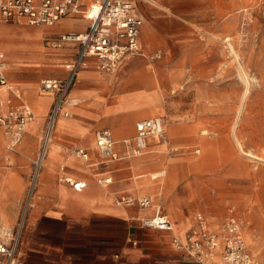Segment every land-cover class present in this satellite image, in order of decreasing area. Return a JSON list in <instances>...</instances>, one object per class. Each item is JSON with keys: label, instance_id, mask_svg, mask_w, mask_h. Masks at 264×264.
I'll return each mask as SVG.
<instances>
[{"label": "crops", "instance_id": "crops-1", "mask_svg": "<svg viewBox=\"0 0 264 264\" xmlns=\"http://www.w3.org/2000/svg\"><path fill=\"white\" fill-rule=\"evenodd\" d=\"M141 1L138 6L146 21ZM145 21L140 34L143 50ZM87 26L83 12L51 25L27 20L0 21V52L8 64V80L16 87V91H0V96L7 106L29 105L37 115L35 121L28 123L14 150H7L1 164L11 168L3 172L6 189H1L12 199L26 188L30 205L16 224L0 227L19 232L18 251L23 264H201L175 246L174 235L183 237L188 228L176 223L162 204L152 198L153 203L146 209L122 201L152 196L146 193L157 190L158 182L138 186L137 176L139 180L147 178L141 179L144 173H135V168L159 153L156 146L161 140L151 138L144 156L132 159L107 161L97 147L94 149L99 129L109 128L116 140V150L124 152V140L136 134L138 121L160 116L165 123L164 117L158 115L164 112L148 101V96H157L162 79L156 78L150 63L136 55L125 58L115 72L99 68L94 56L85 59L68 92L65 105L68 114L62 112L56 118L53 135L56 146L53 150L49 147L28 196L40 145L39 133L56 99L54 93L41 92L38 86L43 78H66L68 64L79 51L76 43L48 46L43 40L63 32L83 31ZM1 135L5 136L0 129V153ZM78 148L87 150V160L76 153ZM89 148L94 149L93 161ZM68 177L86 182L85 187L76 190L67 182ZM101 178L111 180L100 182ZM159 211L173 222V231L142 224V217ZM198 212L209 221L205 212Z\"/></svg>", "mask_w": 264, "mask_h": 264}, {"label": "rangeland", "instance_id": "rangeland-1", "mask_svg": "<svg viewBox=\"0 0 264 264\" xmlns=\"http://www.w3.org/2000/svg\"><path fill=\"white\" fill-rule=\"evenodd\" d=\"M141 7L144 53L136 56L162 79L161 92L148 101L164 112L158 115L166 132L159 153L135 168L147 178L137 176L136 184L158 182L146 195L185 229L203 211L211 228L220 230L234 205L246 221L254 261L264 264V0H142ZM59 38L43 41L54 46ZM0 129V225L13 226L27 194L23 188L11 199L2 190L3 172L11 168L1 167L8 136Z\"/></svg>", "mask_w": 264, "mask_h": 264}, {"label": "built area", "instance_id": "built-area-1", "mask_svg": "<svg viewBox=\"0 0 264 264\" xmlns=\"http://www.w3.org/2000/svg\"><path fill=\"white\" fill-rule=\"evenodd\" d=\"M140 0H0V21L27 20L32 24L51 25L63 17L83 12L88 19L87 29L83 31L63 32L56 46L66 42L76 43L79 51L76 58L68 64L69 75L66 78H43L38 86L41 92H52L56 99L49 118L42 130L37 157L34 161L32 193L40 169L48 153L54 135L57 116L68 114L65 105L68 92L80 67L88 56L98 60V66L106 72H115L128 56L143 54L140 34L145 18L139 10ZM7 61L0 52V91H16L7 77ZM36 114L31 106H7L0 96V124L8 136L7 150H14L26 132L30 121ZM165 123L160 116L146 118L136 123V134L124 140L125 150H116V140L109 128L96 132V147L107 161L132 159L144 155L149 148L151 138L165 139ZM76 153L83 159L89 158L84 148ZM76 190L85 187L86 182L66 178ZM111 178H101L100 182H109ZM125 204H138L147 208L152 204L151 196L123 198ZM30 202L27 201L25 212ZM24 212V214H25ZM194 222L184 236L174 235L177 248L184 249L201 264H261L254 258L246 243L244 228L246 221L235 208H230L221 229L211 228L210 222L202 212L194 216ZM142 224L164 230H174V224L163 212L141 218ZM19 232L11 228L0 227V264H23L19 256Z\"/></svg>", "mask_w": 264, "mask_h": 264}, {"label": "bare ground", "instance_id": "bare-ground-1", "mask_svg": "<svg viewBox=\"0 0 264 264\" xmlns=\"http://www.w3.org/2000/svg\"><path fill=\"white\" fill-rule=\"evenodd\" d=\"M232 46H233V45H232ZM232 46H231V47H232ZM233 50H234V49H233ZM233 50H232V51H233ZM238 59H239V58H238ZM245 91H246V90H245ZM248 91H249V90H248ZM246 96H247V95H246ZM244 101H246V100H244ZM242 102H243V101H242ZM240 104H241V103H240ZM241 107H242V106H241ZM238 111H239V110H238ZM239 113H240V112H239ZM237 116H238V115H237ZM236 120H237V119H236ZM34 121H35V120H34ZM237 128H238V127H237ZM236 132H237V131H236ZM234 133H235V132H234ZM236 139H237V138H236ZM236 142H237V140H236ZM239 142H240V141H239ZM55 146H56V144H54V146L52 147V150L54 149ZM243 151H244V150H243ZM245 153H246V152H245ZM252 153H253V152H252ZM252 153L247 151V154L250 155L251 157H252V156H253V157H258V156H256V155H254V153H253V154H252ZM250 156H249V157H250ZM260 158H261V157H260ZM157 174H161V175H162V174H163V171H159V172H157ZM155 177H157V176L154 175L153 178H155ZM152 201H153V200H152ZM152 203H153V202H152ZM146 209H147V208H146ZM263 262H264V261H263Z\"/></svg>", "mask_w": 264, "mask_h": 264}]
</instances>
